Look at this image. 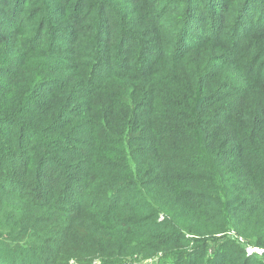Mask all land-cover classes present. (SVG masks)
Segmentation results:
<instances>
[{
    "label": "trees",
    "instance_id": "trees-1",
    "mask_svg": "<svg viewBox=\"0 0 264 264\" xmlns=\"http://www.w3.org/2000/svg\"><path fill=\"white\" fill-rule=\"evenodd\" d=\"M263 4L0 0V264H262Z\"/></svg>",
    "mask_w": 264,
    "mask_h": 264
},
{
    "label": "rangeland",
    "instance_id": "rangeland-1",
    "mask_svg": "<svg viewBox=\"0 0 264 264\" xmlns=\"http://www.w3.org/2000/svg\"><path fill=\"white\" fill-rule=\"evenodd\" d=\"M263 16H264V9H263ZM251 20H252V18H250V21L249 22L245 23L246 28L247 29L249 28V30L252 29V28H254L255 26H262V25H264L263 22H262L264 20H258V21H256V20L251 21ZM224 31L227 32V28L224 29ZM229 236L231 238L235 239L238 243H241V244L243 243V240L241 239V237L236 236V235H232V234H229ZM223 242H225V240L219 239L217 237V238H215V240L214 239H211V241H208V242H205V243L203 241L202 247H203V249L206 248V253L208 251H211L212 252L214 250L219 249L220 245ZM185 245H186L185 246L186 247L185 250H188V252H185V253L181 254V256L182 255H184V256H183V259L180 258V260L183 261V264H189V259H188L187 255L185 256V254L192 252V249L193 248H197V245L193 241L192 242H189V243H185ZM247 246L248 245L245 246V250H246V247ZM195 253H197V252H193V254H195ZM246 253H247V251H246ZM259 255L261 257L260 258V261H262V264H264V251L261 254H259ZM161 258H164V259L161 261L160 260ZM173 260H175L174 259V256H173V253H170V254L168 253V254H165V255L159 253L156 256L147 257V258H140L139 256H133L132 258H130L129 260H127V262H125V263L122 262V264H176L174 262L172 263ZM177 264H179V263H177Z\"/></svg>",
    "mask_w": 264,
    "mask_h": 264
},
{
    "label": "built area",
    "instance_id": "built-area-1",
    "mask_svg": "<svg viewBox=\"0 0 264 264\" xmlns=\"http://www.w3.org/2000/svg\"><path fill=\"white\" fill-rule=\"evenodd\" d=\"M246 251L247 254H253V253L261 254L264 250L254 246H247Z\"/></svg>",
    "mask_w": 264,
    "mask_h": 264
}]
</instances>
